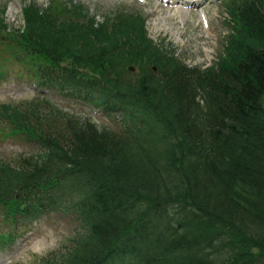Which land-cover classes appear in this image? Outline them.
<instances>
[{"label": "trees", "instance_id": "obj_1", "mask_svg": "<svg viewBox=\"0 0 264 264\" xmlns=\"http://www.w3.org/2000/svg\"><path fill=\"white\" fill-rule=\"evenodd\" d=\"M226 6L223 52L203 69L138 11L99 20L33 0L16 29L0 10L25 75L121 123L101 130L46 96L1 102L0 131L39 150L0 160V240L62 214L79 229L45 264H264V0Z\"/></svg>", "mask_w": 264, "mask_h": 264}, {"label": "rangeland", "instance_id": "obj_2", "mask_svg": "<svg viewBox=\"0 0 264 264\" xmlns=\"http://www.w3.org/2000/svg\"><path fill=\"white\" fill-rule=\"evenodd\" d=\"M31 1L0 0V10L6 7L9 27L19 29L24 26L22 9ZM35 1L45 7L55 3L65 5L69 0ZM229 1L232 0H191L183 5L179 4V0H73V3L82 4L91 16L96 15L99 20L120 10L141 12L146 17L148 32L155 41L168 43L176 56L189 67L203 69L223 52L229 32L226 23V3ZM4 48L5 45L0 43V103H19L46 96L55 106L75 115L79 121L90 120L101 130L115 131L120 127V114L109 117L101 106L40 87L23 73L21 58H25L26 54L18 49L7 52ZM37 150L20 138L10 136L9 132L0 131V160L33 157ZM78 229L79 226L70 216H45L28 228L21 229L12 241L0 242V264H45L44 257L50 252L59 254L72 245L71 238Z\"/></svg>", "mask_w": 264, "mask_h": 264}, {"label": "bare ground", "instance_id": "obj_3", "mask_svg": "<svg viewBox=\"0 0 264 264\" xmlns=\"http://www.w3.org/2000/svg\"><path fill=\"white\" fill-rule=\"evenodd\" d=\"M165 2H171L172 0H164ZM187 1H191V0H179V4H181V5H183V4H185ZM166 4V3H165ZM160 7H163V9L164 8H167L168 10H171V8H169V7H166V6H161V5H159ZM168 6H171V5H168ZM180 8V6H178V9ZM174 17V16H173Z\"/></svg>", "mask_w": 264, "mask_h": 264}, {"label": "water", "instance_id": "obj_4", "mask_svg": "<svg viewBox=\"0 0 264 264\" xmlns=\"http://www.w3.org/2000/svg\"><path fill=\"white\" fill-rule=\"evenodd\" d=\"M129 70H130V71H135V70H136V67H135V66H130V67H129Z\"/></svg>", "mask_w": 264, "mask_h": 264}]
</instances>
